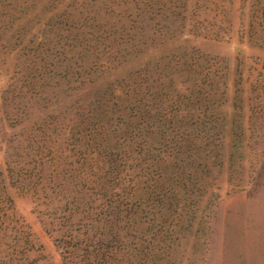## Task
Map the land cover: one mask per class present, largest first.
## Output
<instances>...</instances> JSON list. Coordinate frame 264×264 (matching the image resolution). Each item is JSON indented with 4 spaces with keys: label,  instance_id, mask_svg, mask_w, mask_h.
Listing matches in <instances>:
<instances>
[{
    "label": "rangeland",
    "instance_id": "rangeland-1",
    "mask_svg": "<svg viewBox=\"0 0 264 264\" xmlns=\"http://www.w3.org/2000/svg\"><path fill=\"white\" fill-rule=\"evenodd\" d=\"M0 264H264V0H0Z\"/></svg>",
    "mask_w": 264,
    "mask_h": 264
},
{
    "label": "trees",
    "instance_id": "trees-1",
    "mask_svg": "<svg viewBox=\"0 0 264 264\" xmlns=\"http://www.w3.org/2000/svg\"><path fill=\"white\" fill-rule=\"evenodd\" d=\"M119 172H125L126 171V164H120V168H118ZM123 173L119 174V177L121 178Z\"/></svg>",
    "mask_w": 264,
    "mask_h": 264
}]
</instances>
